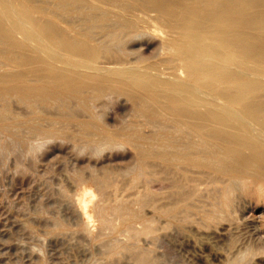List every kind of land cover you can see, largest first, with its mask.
<instances>
[{
  "label": "bare ground",
  "instance_id": "bare-ground-1",
  "mask_svg": "<svg viewBox=\"0 0 264 264\" xmlns=\"http://www.w3.org/2000/svg\"><path fill=\"white\" fill-rule=\"evenodd\" d=\"M140 45L153 59L132 58ZM118 97L129 102L132 118L108 131L101 111ZM14 102L24 113L13 110ZM0 132L17 139L61 134L110 149L128 144L135 159L127 191L134 189L139 208L169 220L193 217L197 185L205 180L219 186L202 218L229 211L235 191L263 196L264 0H0ZM143 177L165 184V195L151 194ZM141 181L143 190H136ZM129 205L95 209L107 231L116 228L105 216L110 211L132 238L153 232L156 225L130 223L140 211ZM123 249L137 264H154L149 249Z\"/></svg>",
  "mask_w": 264,
  "mask_h": 264
},
{
  "label": "rangeland",
  "instance_id": "rangeland-1",
  "mask_svg": "<svg viewBox=\"0 0 264 264\" xmlns=\"http://www.w3.org/2000/svg\"><path fill=\"white\" fill-rule=\"evenodd\" d=\"M136 43L139 45L140 39ZM138 54L144 59L152 58L151 51H146L142 45L135 48L132 58H136ZM114 99H107L109 106L106 105L102 109L104 112L99 109L100 107L98 108L103 115H101L100 124L108 131L114 130L120 123H125L132 118L129 102L123 97ZM120 100H123L122 103ZM14 103L11 106L13 110L24 113L23 105ZM46 124L43 120L42 125ZM54 125L53 128H60L57 124ZM74 127L76 126H70V129L65 130L73 132ZM59 130L65 131L63 128ZM5 134L7 137H12V140ZM42 136H36V139H34L35 136H25L24 139L19 138V140L10 134L0 132V153L2 152L0 154V264H40V260L41 263L44 260L43 264H137L130 259L131 256L125 254L127 251L123 247L129 244L138 246L139 250L147 248L142 249L143 252L149 249V255L155 254L154 257H157H153L154 264L156 262L162 264V261L163 264H226L237 258H244L246 264H264V194L252 197L235 191L229 211L220 214V217L202 218L203 212H208L212 208V202L208 199L209 192L215 189V185L219 186L205 180L197 185L199 187L196 190L197 195L200 193L199 200L196 201L198 210L194 211L191 219H187L190 221L169 220L154 208L149 206L139 208L140 204L133 201L134 189L133 192L127 191L129 189L127 185L133 176L130 168L134 165L135 159L134 152L128 144L111 147V149L105 147L107 148L105 149L103 146L84 144L83 141L75 144L80 140H70L72 138L61 134H58V137L57 135L45 136L46 138ZM87 146H95L93 147L95 150L90 147L88 149ZM123 170H127L129 174L126 172L124 174ZM106 172L110 175L108 176ZM105 173L107 179L104 176ZM128 175L131 176L128 177ZM140 179H143V182L147 180L145 187L147 190L150 189V193L155 190L159 193L152 191L154 195L158 197L165 195V184L155 180L148 182V179L144 177ZM104 180L105 185L102 183ZM143 182L136 186V190H143L144 186L141 185ZM77 198L84 199L80 202L84 218L77 211ZM123 200L127 206L130 204L131 210L139 209L140 211L141 218L129 217L132 220L130 223L137 226L136 229H141L144 223L152 224V228L156 225V229L153 228L154 231L152 229L153 232L149 234H142L143 236L140 234L132 238L122 229L121 218L113 213L117 218L111 216L110 211H106L105 216H108L106 218L111 219L114 226L119 228L117 231L116 228L107 231L108 228L103 225L99 214H96L97 209L104 204L111 206ZM83 219L89 222L87 226L83 224ZM137 223L141 226L139 227ZM87 227L90 231L86 232ZM135 240L136 243H134ZM110 244H112L111 247H109ZM116 250L121 252L115 254ZM159 259L161 262L158 263Z\"/></svg>",
  "mask_w": 264,
  "mask_h": 264
}]
</instances>
